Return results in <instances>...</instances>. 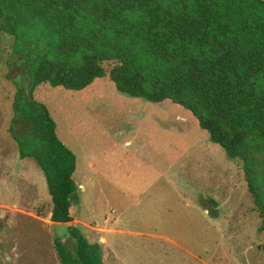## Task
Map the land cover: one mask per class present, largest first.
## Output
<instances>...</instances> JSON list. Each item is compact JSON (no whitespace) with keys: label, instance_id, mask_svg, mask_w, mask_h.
I'll return each mask as SVG.
<instances>
[{"label":"trees","instance_id":"16d2710c","mask_svg":"<svg viewBox=\"0 0 264 264\" xmlns=\"http://www.w3.org/2000/svg\"><path fill=\"white\" fill-rule=\"evenodd\" d=\"M3 38L5 134L45 177L50 221L74 247L54 237L60 264H107L109 252L75 222L77 160L34 94L42 85L82 92L103 78L181 108L240 165L264 256V0H0Z\"/></svg>","mask_w":264,"mask_h":264},{"label":"rangeland","instance_id":"374dc122","mask_svg":"<svg viewBox=\"0 0 264 264\" xmlns=\"http://www.w3.org/2000/svg\"><path fill=\"white\" fill-rule=\"evenodd\" d=\"M8 45L0 39V61ZM42 87L34 99L77 160L75 222L90 243L107 245V264H264L242 169L190 114L131 98L108 78L82 92ZM5 97L0 92V264H60L54 237L69 244L68 236L50 221L43 173L5 134Z\"/></svg>","mask_w":264,"mask_h":264}]
</instances>
